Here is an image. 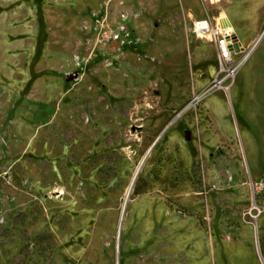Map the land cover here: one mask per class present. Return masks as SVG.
<instances>
[{
    "label": "rangeland",
    "instance_id": "rangeland-1",
    "mask_svg": "<svg viewBox=\"0 0 264 264\" xmlns=\"http://www.w3.org/2000/svg\"><path fill=\"white\" fill-rule=\"evenodd\" d=\"M172 1L0 0V264H264V22Z\"/></svg>",
    "mask_w": 264,
    "mask_h": 264
},
{
    "label": "built area",
    "instance_id": "built-area-1",
    "mask_svg": "<svg viewBox=\"0 0 264 264\" xmlns=\"http://www.w3.org/2000/svg\"><path fill=\"white\" fill-rule=\"evenodd\" d=\"M178 26L181 29L183 41L186 43L189 52L192 51V45L197 41L203 44H214L216 47L218 75L213 80L212 87H224L228 79H234L248 57L247 55L256 46L261 36V34L258 35L254 42L246 48L239 40L229 20L225 17L218 19L212 14L191 21L182 18Z\"/></svg>",
    "mask_w": 264,
    "mask_h": 264
},
{
    "label": "crops",
    "instance_id": "crops-1",
    "mask_svg": "<svg viewBox=\"0 0 264 264\" xmlns=\"http://www.w3.org/2000/svg\"><path fill=\"white\" fill-rule=\"evenodd\" d=\"M195 0H182L184 8H190L189 3ZM197 1V0H196ZM226 12L229 20L237 19L241 21L253 18L252 26H260L264 22V0H227ZM257 28L252 32L256 33Z\"/></svg>",
    "mask_w": 264,
    "mask_h": 264
},
{
    "label": "bare ground",
    "instance_id": "bare-ground-1",
    "mask_svg": "<svg viewBox=\"0 0 264 264\" xmlns=\"http://www.w3.org/2000/svg\"><path fill=\"white\" fill-rule=\"evenodd\" d=\"M170 2H171V6L173 7V9H175V5H174V2L172 1V0H170ZM176 13H177V11H175ZM178 14V13H177ZM180 18V16H179V14H178V19ZM188 58H190V68H191V71H192V73L194 74V72H193V57H188ZM138 170H139V167L134 171V173H133V175H132V177H131V183H132V181L134 180V177H135V175L137 174V172H138Z\"/></svg>",
    "mask_w": 264,
    "mask_h": 264
},
{
    "label": "water",
    "instance_id": "water-1",
    "mask_svg": "<svg viewBox=\"0 0 264 264\" xmlns=\"http://www.w3.org/2000/svg\"><path fill=\"white\" fill-rule=\"evenodd\" d=\"M184 133H185V136H186L187 138L190 137V133H189V131H188L187 129L185 130ZM144 158H145V156H144ZM144 158L142 159V162H143ZM142 162H141V163H142ZM141 163H140V164H141ZM137 173H138V172H137Z\"/></svg>",
    "mask_w": 264,
    "mask_h": 264
}]
</instances>
